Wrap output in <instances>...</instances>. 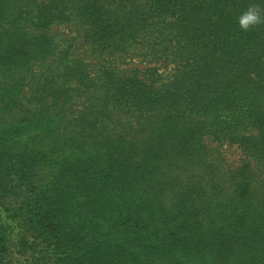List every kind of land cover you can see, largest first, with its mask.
<instances>
[{"label":"rangeland","instance_id":"374dc122","mask_svg":"<svg viewBox=\"0 0 264 264\" xmlns=\"http://www.w3.org/2000/svg\"><path fill=\"white\" fill-rule=\"evenodd\" d=\"M21 1L16 7L34 15L26 29L38 56L29 67L32 52L21 40L13 44L24 57L17 72L0 66V245L7 263L264 264V215L233 224L243 204L223 212L218 203L228 191L213 194L206 175L159 171L177 172L196 189L193 198L210 210L199 213L203 223L189 208L169 204L154 161L170 142L150 140L149 126L159 116L205 122L208 166L231 174L248 163L264 175V22L248 31L237 23L250 4L264 9V0H169L186 16L170 30L151 20L132 25L115 7L106 12L119 0ZM138 1L145 9L153 0ZM7 57L5 51L0 60ZM190 63L215 87L199 91L193 104L177 93ZM229 80L233 94L225 91ZM107 134L114 153L139 149L141 158L121 159L120 169L108 168L101 179L83 176L90 157L83 141ZM175 151L172 159L181 163ZM51 160L64 163L61 174L68 170L52 176ZM76 184L82 188L72 190ZM36 206L33 217L19 210Z\"/></svg>","mask_w":264,"mask_h":264},{"label":"trees","instance_id":"16d2710c","mask_svg":"<svg viewBox=\"0 0 264 264\" xmlns=\"http://www.w3.org/2000/svg\"><path fill=\"white\" fill-rule=\"evenodd\" d=\"M19 1L20 0H0V30L3 29V33H0V44H5L0 47L2 48L0 49V57L5 51L8 53V57L4 62L0 60V66L6 67L4 68L6 70L14 69V73L17 72V66L21 67V59L24 58L23 55L18 54V50L13 49L14 45H18L19 41H25V44L30 46L28 53L30 54L32 52V55L27 61L28 66L31 63V60H34V58L38 56L36 51L37 41L34 40L35 35L26 29V26L34 22V15L32 12L30 13L28 11L19 10L16 7V3ZM28 1L30 0H23L20 3L22 5V3ZM113 2H117V0H113ZM173 4L176 3H172L169 0H153L152 4H150L148 8L144 9L146 4L141 3L138 0H119L116 6H112L111 3H108L104 6V8H106V12L108 13L111 12L114 7L115 14L126 12L125 17L127 22H130L132 25H135V21L146 23L148 20H151L154 24L160 26V29L170 30L174 27V24H177L179 21L184 22L186 20L184 11L180 9L174 10L172 7ZM27 6L29 5L27 4ZM128 7L134 8L135 13L132 14L131 11H128ZM199 12L200 4L199 2L195 1L193 2L192 14L195 16ZM169 17L171 20H168ZM23 20H25L24 25L22 24ZM20 28L22 29V35H19ZM3 49H5V51ZM5 62H8V64H5ZM192 64L193 63H190L186 68H189ZM217 74V71L212 70L213 77H215ZM208 77L209 76H207V73H203L200 69H196L192 65L187 71L186 75L184 70L180 84L177 87L179 90L177 93L181 96L191 97L189 102L190 104H193L197 99V94L202 89L206 90L210 94L214 92L215 87L211 85H205ZM193 88H196V94L194 96L191 92ZM235 89L236 87L233 85L232 81H227L225 91L229 93L232 90L233 94ZM194 97H196V99H194ZM231 103L232 102L229 101V103L225 104ZM244 115L246 114L244 113ZM181 119L182 120H178L173 117H164L163 119H160L159 116L156 120L150 122V140L156 138L167 141L168 143L170 142V144L167 145V148L165 149L167 154L163 155L160 153L158 158L154 161V167L158 170V175L156 176H158L159 179H162L159 174L164 173H159V171L162 172V169H165V167L175 171L177 169H184L185 171H199L200 173L207 176L213 194L217 192L222 193L224 191H228L226 194V199L221 200L218 203V207L220 206L219 208H221L223 212L229 213V209L233 208L234 204L236 203V205H239L240 203L243 204V213L240 216V219H236L233 224L241 222L245 225H248L253 217L263 216L264 175L255 173L248 163H244L238 169L231 171V174L216 171L214 168L208 166L209 161L206 159V146L203 142V136L206 133L205 130L207 127L205 122L198 121L190 117H181ZM145 124L146 123H141L140 125L143 127ZM142 127H138L135 130V135L141 133ZM152 135L155 137H152ZM242 137L246 141L251 139L248 136ZM121 139L124 144L128 142L125 136H121ZM113 143L114 141L111 143V138L108 136V134L105 135L101 141L96 143L93 141H83L82 149L86 150L90 157L83 161L84 165L80 170V174L91 179H101L105 176V172L108 170V168L120 169L121 159L137 162V160L141 158L139 155V149H135L133 154L131 152L133 149L119 150L117 147L115 150L118 151L114 153L112 151ZM85 145L88 146L89 149L94 147L97 150L96 154H92ZM249 146L246 148L247 151L250 153L254 152V150ZM174 151L181 155V163H177L172 159L171 155ZM167 155L170 158L166 161L165 159ZM63 165L64 163L61 161L56 164L54 160H51L49 164L50 167H48L49 173L52 176L60 175L61 170H64L62 169ZM67 170L68 168H66L64 172ZM63 173L61 175H63ZM164 176L166 180L162 182L164 184L163 192H165L166 195L168 194L167 198L169 204L173 203L172 206H174L179 203V211H181V207L189 208L190 211L193 212L198 219H200V222L203 223L205 220L203 218L205 217L200 218L199 213L201 212L202 214H205L210 212V210L208 205H200L197 203V200L193 198L196 189L189 190L186 181L183 183L178 180L180 176L177 172H173L170 175L164 174ZM191 177H193V175ZM71 188L72 190H78L81 189L82 186L76 184L72 185ZM163 192L161 195H163ZM169 197L184 199L188 202L170 200ZM236 205L235 210H238L236 209ZM39 207L36 206L35 208L28 210L20 208L19 210L24 216L30 215L33 217L38 214L35 212L39 209ZM192 208L194 210H192ZM46 237H49V234H46L45 237L43 236V240ZM0 249V264H8L5 260L3 244L0 245ZM175 254L177 255L179 253L176 252ZM182 257L179 259H182Z\"/></svg>","mask_w":264,"mask_h":264},{"label":"clouds","instance_id":"9594fccd","mask_svg":"<svg viewBox=\"0 0 264 264\" xmlns=\"http://www.w3.org/2000/svg\"><path fill=\"white\" fill-rule=\"evenodd\" d=\"M262 22H264V9L256 4H250L237 18V23L243 31H248Z\"/></svg>","mask_w":264,"mask_h":264}]
</instances>
